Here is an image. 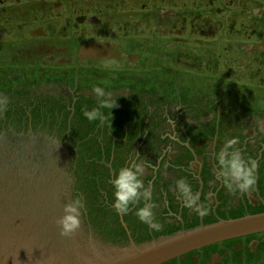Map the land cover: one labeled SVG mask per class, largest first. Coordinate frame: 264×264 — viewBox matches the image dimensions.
<instances>
[{"label": "flooded vegetation", "instance_id": "flooded-vegetation-1", "mask_svg": "<svg viewBox=\"0 0 264 264\" xmlns=\"http://www.w3.org/2000/svg\"><path fill=\"white\" fill-rule=\"evenodd\" d=\"M95 86L117 98L116 107L101 109L115 136H127L123 122L126 130L157 123L165 131V118L188 120L193 127L208 124L204 119L231 118L230 128H211L219 142L206 149L220 150L234 136L233 147L261 157L253 191L201 181L199 202L211 208L206 217L179 209L177 191L153 195L159 231L141 223L132 208L127 230L134 244L264 213V0H0V94L9 97L0 115V151L27 149L15 147L22 138V146L57 150L32 136L38 125L32 126L54 120L46 130L52 133L76 108L98 107ZM114 141L132 152L147 146ZM165 182L158 181L159 188ZM163 264H264V232Z\"/></svg>", "mask_w": 264, "mask_h": 264}, {"label": "clouds", "instance_id": "clouds-1", "mask_svg": "<svg viewBox=\"0 0 264 264\" xmlns=\"http://www.w3.org/2000/svg\"><path fill=\"white\" fill-rule=\"evenodd\" d=\"M111 67V66H109ZM97 100L98 107L83 112L89 121L99 120L103 122L105 116L102 108L113 109L116 107L117 98L104 87L95 86L92 89ZM9 97L0 94V115L8 110ZM170 124L173 121H169ZM238 143L237 138L227 139L219 152L215 154L216 168L215 178L227 190L232 192L246 193L253 191L258 180L259 159L246 157L239 148L233 145ZM145 168L143 161L137 155L124 166L113 170L111 186L113 188L112 207L120 215L125 216L132 207H136L135 215L141 223L149 228L159 231L162 225L157 221L155 211L156 204L153 202L151 185L146 186L143 181ZM177 198L183 207L191 209L201 218L210 214L211 208L200 203V194L195 192L190 183L181 178L176 181ZM71 190V189H69ZM62 215L57 220L60 235L70 237L81 226L83 213L86 210V202L83 194L74 195L67 201L60 197Z\"/></svg>", "mask_w": 264, "mask_h": 264}, {"label": "rangeland", "instance_id": "rangeland-1", "mask_svg": "<svg viewBox=\"0 0 264 264\" xmlns=\"http://www.w3.org/2000/svg\"><path fill=\"white\" fill-rule=\"evenodd\" d=\"M24 87H20L23 89ZM80 91V88L77 89ZM70 106V104H69ZM76 113L73 117H66L60 119L62 123V127L59 129L54 130L55 134V142L59 144L65 151L66 161L68 165L67 175H66V182H65V190L67 195V200L74 195L83 194V197L88 195L89 199H95L91 196H96L101 194L99 202L102 203L103 207L100 210L95 209V200H89L88 202L91 207H86V210L83 213L82 224L85 214H92L93 217H87V220L92 224L91 226H85L88 228H92L93 230H99V235H104L106 233H110L113 237L116 236V232H125L124 229L118 225V218L114 214V212L109 211L108 208H113L111 205L112 203L106 205L104 203L103 195L105 194L108 199V202H112L113 196V188L111 186L110 180L112 176V170L109 168V165H113V160L110 158H115L116 155L113 152L117 151L121 148V145L114 141V139L120 138L124 143V140L127 144H137V145H150L149 150L152 153L156 150V146L162 138L161 134L160 137L157 136L155 133L147 132L146 136H142V143H139L137 140L139 135L134 134L130 129L127 130L123 135H113V128L110 126V122L112 120H104L103 122L96 120L89 122L83 115L82 110L75 109ZM36 115L35 113H32ZM79 115L80 117V139L79 142H73L71 144L70 140L74 139L72 137V133L75 132L73 125H77V121L75 123L74 120ZM105 115V114H104ZM231 120L229 118H219L216 123L209 127H223L230 128ZM3 120L0 119V123ZM9 121V120H7ZM15 121V120H13ZM37 120H33L35 122ZM29 122V121H28ZM56 121L51 120L48 125L46 124H35L32 126L35 127L36 125L37 131L44 132L46 130H51V126ZM2 124V123H1ZM105 124L107 128L102 127L100 130H95L94 133L91 132V129L98 128ZM71 125V126H70ZM70 126V128H69ZM58 125H55V128H58ZM118 125H116V128ZM69 128V131H68ZM5 129H1L0 132H3ZM234 138L231 136L227 139ZM203 142H205V137L202 138ZM68 141V142H67ZM109 143L112 146H109ZM96 149V150H95ZM103 150V151H102ZM139 154V153H138ZM124 156V153H123ZM109 168V169H108ZM158 175V174H157ZM156 180H159L157 178ZM71 189V190H69ZM105 210L107 212H105ZM120 220V218H119ZM84 225V224H83ZM128 225V222H127ZM104 231V232H102ZM96 238L97 236L94 235Z\"/></svg>", "mask_w": 264, "mask_h": 264}, {"label": "water", "instance_id": "water-1", "mask_svg": "<svg viewBox=\"0 0 264 264\" xmlns=\"http://www.w3.org/2000/svg\"><path fill=\"white\" fill-rule=\"evenodd\" d=\"M57 147L58 148H56L57 151L55 154L56 159L53 161H50V160L47 161L45 165L46 170L49 171L48 172L49 176L55 180L54 182L55 184L59 182L60 178L57 176L54 177V174H55L54 161H57L58 168L61 174L65 177V179H66L67 169H68L65 151L59 144ZM3 164L4 163H1V165ZM41 169L42 168L39 169L40 172H42ZM4 176L5 175L3 174V177ZM38 183L34 184L32 183V181L24 182V186H22L23 188H21V191L18 194H21L22 192L39 191L41 188L40 187L37 188ZM33 187L37 188L36 191H32ZM63 188H64V194L63 195L60 194V196H58L59 198L55 201L56 203H53L56 208L58 207L62 208V205L60 202L61 196L63 197L65 201H67L65 184ZM15 197H16V201L15 202L13 201V204H12V207L14 208V210H16L18 207L25 209L23 205L25 200L30 201L31 203H34V201L31 199V198H34L33 193H31L29 196L19 195ZM19 198L21 199V201H18ZM50 200L51 199L48 198V201ZM42 203L44 205L45 200H42ZM26 207H29V206L26 205ZM56 208L54 209L57 210ZM52 211H53L52 208L44 209L42 212L38 214L37 218L40 216L39 217L40 220L38 221L39 222H41V220H44V222L50 221V219L54 216V215L52 216V213H53ZM17 217L18 219H20V216L17 215ZM44 222L42 224H44ZM32 224H33L32 221H30L29 219V225H32ZM38 227H41V226H38ZM45 228H47L45 233H43L42 231L38 232L39 239L43 240V243H47L46 241L49 239L45 237V235H48V227H45ZM14 231L7 229L5 224H2L0 226V239L4 241L0 243V253H3V254H0V264H33L34 257L27 258L24 260L22 259L19 262L15 261L14 263L11 259H7L5 257L4 255L5 247L12 251L19 250V249L24 250V251L30 250V244L28 242H25V243L19 242L17 240V236L13 233ZM34 231L35 230H32V232ZM262 231H264V214L247 217V218H243L239 220L229 221V222H222V223H219L214 226L207 227V228H201L199 230H195L192 232L183 233L173 238H167L165 240L160 241L157 244L146 245V246L139 247V248L131 246L127 250L120 251L116 254H111V255L109 254L108 257L105 259L99 258L98 262L93 261L87 264H161L172 258L182 256L192 250L204 247L206 245H209V244H212L218 241L235 238V237H239V236L250 234V233L262 232ZM32 232H28L27 230H24L23 232H21V233H24V240L32 241L33 240L31 238ZM80 232L82 233V239L84 241L89 240L91 242V238L94 239L95 237L94 235H89L88 230L85 229V226L82 223L79 228V233ZM61 240L63 239L61 238ZM68 247L69 249L65 250L67 251L65 252V255L68 256V254H70V256H72V253H73L72 249H74V246L72 243H70ZM38 262L39 264H44L41 261V259H38ZM59 262L63 263V261H59Z\"/></svg>", "mask_w": 264, "mask_h": 264}, {"label": "crops", "instance_id": "crops-1", "mask_svg": "<svg viewBox=\"0 0 264 264\" xmlns=\"http://www.w3.org/2000/svg\"><path fill=\"white\" fill-rule=\"evenodd\" d=\"M208 152H209V149H204L203 147L197 148V151H196L197 159L194 161V163H195L196 161H198V160H201V161H202V166H203L204 164H207V163L205 162V160H204V159H205L204 156H205V154L208 153ZM194 163L192 162V163L190 164V167H191L192 170H193V168H194ZM203 169L206 171V170H207V166L204 165ZM169 182H170L172 185H175V182H174V180H173L172 178H170Z\"/></svg>", "mask_w": 264, "mask_h": 264}, {"label": "trees", "instance_id": "trees-1", "mask_svg": "<svg viewBox=\"0 0 264 264\" xmlns=\"http://www.w3.org/2000/svg\"><path fill=\"white\" fill-rule=\"evenodd\" d=\"M86 198H87V197H86ZM86 198H85V201H86V203H87L89 198H87V199H86ZM93 198H95V199H89V200H95V206H94L95 209H96V210H100V209H102L103 206L100 204L99 199L96 198V197H93ZM86 207H91V206H86ZM89 216H90V217H93V215H92L91 213L88 214V217H89Z\"/></svg>", "mask_w": 264, "mask_h": 264}]
</instances>
